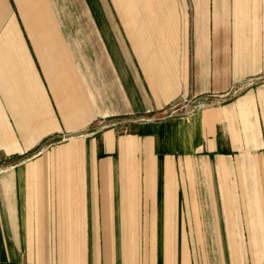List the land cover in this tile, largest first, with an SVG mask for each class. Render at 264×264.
I'll return each mask as SVG.
<instances>
[{"label": "crops", "instance_id": "0c3cea01", "mask_svg": "<svg viewBox=\"0 0 264 264\" xmlns=\"http://www.w3.org/2000/svg\"><path fill=\"white\" fill-rule=\"evenodd\" d=\"M42 2L0 0V264H264V0Z\"/></svg>", "mask_w": 264, "mask_h": 264}, {"label": "rangeland", "instance_id": "374dc122", "mask_svg": "<svg viewBox=\"0 0 264 264\" xmlns=\"http://www.w3.org/2000/svg\"><path fill=\"white\" fill-rule=\"evenodd\" d=\"M40 6L41 10L39 12L42 16V22H45V20H47L46 18H53L54 20L52 22H54L55 25H51L54 31H62L65 33L78 31L84 32L83 27L84 23H86L85 17H94L96 19L95 21H97V19H101L99 20V22L103 24V22L106 23L105 18L106 20H110V18L113 19V17L115 16L113 0H43ZM25 10V20L27 21V23H24L25 26H20L21 29L22 27H24L26 31H46L45 27H47L48 25H40L35 22L34 24H29L33 21L31 17H33L34 15L30 14L29 9ZM17 11L22 12L23 10L19 7ZM101 27L107 28V26L105 25H102ZM209 105L210 104L202 108H205ZM175 109L177 108L170 107L168 112L166 114L164 113L163 116H172L174 114H177L179 110L176 111ZM142 117L143 116H139V119H141ZM65 138H67V136L65 137V135H63V139Z\"/></svg>", "mask_w": 264, "mask_h": 264}, {"label": "built area", "instance_id": "2783aa9c", "mask_svg": "<svg viewBox=\"0 0 264 264\" xmlns=\"http://www.w3.org/2000/svg\"><path fill=\"white\" fill-rule=\"evenodd\" d=\"M216 96H212V95H193L190 98L187 99H182V101L179 100V102H175V104L172 105L173 108H177L175 109L176 111L179 110L180 112H182L183 114H190L191 112L194 113V111L213 103L214 99ZM179 112V113H180ZM163 117V116H162ZM155 115L153 114H148L143 116L141 119H139V121H149V120H153L155 119ZM159 118V117H157ZM161 118V117H160ZM119 124H122V121H120Z\"/></svg>", "mask_w": 264, "mask_h": 264}]
</instances>
